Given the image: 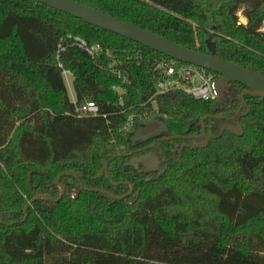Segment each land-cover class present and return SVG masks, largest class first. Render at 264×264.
Listing matches in <instances>:
<instances>
[{"label":"trees","instance_id":"obj_1","mask_svg":"<svg viewBox=\"0 0 264 264\" xmlns=\"http://www.w3.org/2000/svg\"><path fill=\"white\" fill-rule=\"evenodd\" d=\"M74 1L189 49L214 41L217 57L264 74V0ZM69 35L106 51L92 58ZM162 59L38 0H0V264H264V98L245 94L236 114L238 82L221 102L157 93ZM60 63L99 115H76ZM210 113L225 117L205 119L197 146ZM238 120L242 135L226 128ZM147 152L157 168L130 162ZM58 177L60 200L28 205L57 199Z\"/></svg>","mask_w":264,"mask_h":264},{"label":"water","instance_id":"obj_2","mask_svg":"<svg viewBox=\"0 0 264 264\" xmlns=\"http://www.w3.org/2000/svg\"><path fill=\"white\" fill-rule=\"evenodd\" d=\"M42 3L48 4L49 6L74 15L76 17L82 18L85 21L101 27L103 29L112 31L114 33L120 34L127 37L133 41L141 43L148 46L154 50L166 54L172 59L182 61L184 63L194 64L204 69L215 72L218 77L215 79V88L217 91V101L221 102L223 97V86L230 82H238L246 85L248 88L241 93V104L239 108L235 111L236 114L240 113L245 106V94H250L254 96H259L264 98V74L250 70L244 66L233 63L231 61L219 58L216 56V43L211 40H207L209 53H204L201 51L193 50L176 44L167 40L166 38L152 33L150 31L144 30L140 27L127 23L125 21L113 18L97 9L89 7L85 4L74 0H38ZM249 109L246 110L248 113ZM209 116H214L212 114H207L202 117L203 132L196 135V138H204V142L198 143L197 146L205 147L207 146L209 139L205 132V119ZM219 117L224 118L225 115H219ZM161 127V122L159 120H154L148 125H146L142 130V135H148L157 131ZM226 128H230L234 134L242 135L244 132L243 126L238 120L233 126L227 125ZM180 137V136H176ZM174 138V137H172ZM108 163L106 162L103 169L99 172L100 175L108 173L107 169ZM67 173H72L77 176L75 171H66ZM65 172L61 173L63 175ZM32 174V173H31ZM59 177L56 179V183L61 186V194L57 199L49 194H40L31 199L28 203L31 204L33 201L40 198H48L51 200H60L66 188L64 185L59 183ZM83 188L86 186L80 181ZM98 192L108 193L114 198H123L124 196H116L111 191L105 188H95L93 189ZM127 195V194H126ZM125 195V196H126ZM28 205L25 206L24 211L27 212ZM46 208L51 210V206L47 205Z\"/></svg>","mask_w":264,"mask_h":264},{"label":"built area","instance_id":"obj_3","mask_svg":"<svg viewBox=\"0 0 264 264\" xmlns=\"http://www.w3.org/2000/svg\"><path fill=\"white\" fill-rule=\"evenodd\" d=\"M71 40V45L77 46L84 50L92 58L105 52L106 50L99 43H90L87 39L79 36H68ZM66 49L65 44L59 45V53ZM109 53V51H107ZM62 68V75L70 90L69 97L74 105V110L77 116H97L101 113L99 104L88 98L80 100L74 90L73 72L59 64ZM157 69L160 71L161 77L158 79L157 93H163L170 90L183 89L188 94L198 100H216L217 91L215 88V79L217 76L213 73H208L204 68L194 64H180L175 59H162L158 62ZM66 85V86H67ZM68 88V87H67ZM69 93V92H68ZM133 124V119L129 118L128 126Z\"/></svg>","mask_w":264,"mask_h":264},{"label":"rangeland","instance_id":"obj_4","mask_svg":"<svg viewBox=\"0 0 264 264\" xmlns=\"http://www.w3.org/2000/svg\"><path fill=\"white\" fill-rule=\"evenodd\" d=\"M239 19L243 23L247 22V18L244 16L243 10L239 11ZM262 30H264V25L262 27ZM67 87H68V92L70 94V90L71 89L73 90L72 83H71V87H69L68 85H67ZM223 90H224V92H227L229 95H234L237 92V89L235 87L231 86L230 84L223 87ZM154 106L156 107V104H154ZM130 162L133 163L134 165L143 164L146 168H149V169L157 168L159 166L158 158L155 155V153H153V152H149V153L147 152V153L141 154L139 156L132 157L130 159ZM205 199L206 200L204 203L206 205L211 204V201L208 198V196H206Z\"/></svg>","mask_w":264,"mask_h":264},{"label":"flooded vegetation","instance_id":"obj_5","mask_svg":"<svg viewBox=\"0 0 264 264\" xmlns=\"http://www.w3.org/2000/svg\"><path fill=\"white\" fill-rule=\"evenodd\" d=\"M210 114H212L214 116H218V117H219V115H223V114H213V113H210ZM209 117H212V116H209ZM204 124H205V122H204ZM202 132H203V129H202L201 133ZM205 132H206V125H205ZM206 135H207V133H206ZM196 144H198V143H196Z\"/></svg>","mask_w":264,"mask_h":264}]
</instances>
